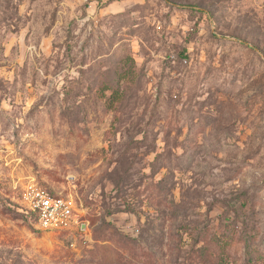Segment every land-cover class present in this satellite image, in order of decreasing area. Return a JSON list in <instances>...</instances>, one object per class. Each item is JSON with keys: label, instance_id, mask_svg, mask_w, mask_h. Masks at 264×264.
<instances>
[{"label": "rangeland", "instance_id": "374dc122", "mask_svg": "<svg viewBox=\"0 0 264 264\" xmlns=\"http://www.w3.org/2000/svg\"><path fill=\"white\" fill-rule=\"evenodd\" d=\"M223 261L264 264V0H0V264Z\"/></svg>", "mask_w": 264, "mask_h": 264}, {"label": "built area", "instance_id": "2783aa9c", "mask_svg": "<svg viewBox=\"0 0 264 264\" xmlns=\"http://www.w3.org/2000/svg\"><path fill=\"white\" fill-rule=\"evenodd\" d=\"M27 212L35 217L36 224L48 231H68L81 226L80 211L75 202L56 192L33 187L24 194Z\"/></svg>", "mask_w": 264, "mask_h": 264}, {"label": "trees", "instance_id": "16d2710c", "mask_svg": "<svg viewBox=\"0 0 264 264\" xmlns=\"http://www.w3.org/2000/svg\"><path fill=\"white\" fill-rule=\"evenodd\" d=\"M28 214H29V216H30L31 218H33L34 221H35V217H34V215L31 214V213H29V212H28ZM222 264H230V263H227V262L223 261Z\"/></svg>", "mask_w": 264, "mask_h": 264}]
</instances>
